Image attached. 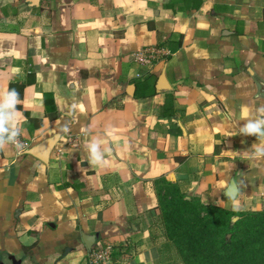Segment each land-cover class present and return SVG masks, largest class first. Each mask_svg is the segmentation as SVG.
Listing matches in <instances>:
<instances>
[{"label":"crops","instance_id":"crops-1","mask_svg":"<svg viewBox=\"0 0 264 264\" xmlns=\"http://www.w3.org/2000/svg\"><path fill=\"white\" fill-rule=\"evenodd\" d=\"M147 47L163 50L152 66L135 60ZM257 79L264 0H0V94L33 80L17 105L27 148L0 150V264H88L83 235L114 246L110 264H182L161 177L263 209L260 141L240 134L264 105ZM51 138L48 163L27 154Z\"/></svg>","mask_w":264,"mask_h":264},{"label":"trees","instance_id":"trees-1","mask_svg":"<svg viewBox=\"0 0 264 264\" xmlns=\"http://www.w3.org/2000/svg\"><path fill=\"white\" fill-rule=\"evenodd\" d=\"M32 82L13 83L9 89L21 95ZM45 98L47 113L55 118L53 96ZM155 184L165 237L182 264H264V208L233 211L188 197L165 177Z\"/></svg>","mask_w":264,"mask_h":264},{"label":"clouds","instance_id":"clouds-1","mask_svg":"<svg viewBox=\"0 0 264 264\" xmlns=\"http://www.w3.org/2000/svg\"><path fill=\"white\" fill-rule=\"evenodd\" d=\"M19 103V92L15 88L0 94V150L8 145L14 146L18 151L23 150L19 147L22 144L20 132L16 131V128L21 127L17 108ZM240 134L255 136L260 141L253 143L249 149L250 158H264V105L257 108L255 114L245 120L243 126L240 127Z\"/></svg>","mask_w":264,"mask_h":264},{"label":"built area","instance_id":"built-area-1","mask_svg":"<svg viewBox=\"0 0 264 264\" xmlns=\"http://www.w3.org/2000/svg\"><path fill=\"white\" fill-rule=\"evenodd\" d=\"M163 54V50L158 47H147L138 52L135 55V60L144 66H152ZM140 77V75H137ZM22 144L19 146L22 151H18L19 153H23L27 144L22 141ZM115 248L111 244H103L97 245L92 248L88 255V264H110L112 261V257L114 255Z\"/></svg>","mask_w":264,"mask_h":264},{"label":"water","instance_id":"water-1","mask_svg":"<svg viewBox=\"0 0 264 264\" xmlns=\"http://www.w3.org/2000/svg\"><path fill=\"white\" fill-rule=\"evenodd\" d=\"M257 83L259 84V87H260V93L264 95V82L257 79ZM131 87L134 88V86H131ZM56 141H57V138L48 139L45 142H43L40 146L27 151V154L34 156L35 158L41 160L42 162L48 163L49 155H50L51 151L53 150L54 145L56 144ZM232 189H233V191H236V187H235L234 182L230 186V190H232ZM227 195L230 197H233L232 194H230V195L227 194ZM235 221H236V219H235ZM83 241H84L86 247L88 248V250H91L93 245L95 244L96 237L83 235Z\"/></svg>","mask_w":264,"mask_h":264}]
</instances>
